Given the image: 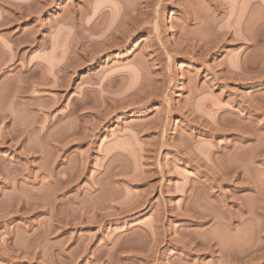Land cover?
Returning <instances> with one entry per match:
<instances>
[{"label":"rangeland","instance_id":"obj_1","mask_svg":"<svg viewBox=\"0 0 264 264\" xmlns=\"http://www.w3.org/2000/svg\"><path fill=\"white\" fill-rule=\"evenodd\" d=\"M118 2L0 0V264H264V0Z\"/></svg>","mask_w":264,"mask_h":264},{"label":"bare ground","instance_id":"obj_2","mask_svg":"<svg viewBox=\"0 0 264 264\" xmlns=\"http://www.w3.org/2000/svg\"><path fill=\"white\" fill-rule=\"evenodd\" d=\"M124 1H125V0H124ZM126 1H127V3H128V0H126ZM249 1L251 2V3H250V4H251L250 6H251V7H254V6H255V5H254V3H255L254 0H249ZM117 2H118V0H117ZM122 2H123V1H122ZM177 2H179V0H176V2H175L176 5H179V4H180V5L183 6V10L186 9V10L184 11L186 15L183 14V15L185 16V21H186V22H190V18H191V17H193V18H191V19H196V18H197V17H196V13H197V12H196V9H194V8L191 9V8L189 7V5H188V0H182V2H179V4H177ZM189 2H190V1H189ZM193 2H194V0H193ZM205 2H206V1H205ZM207 2H209L210 4L216 6V5L214 4V3H216V2L213 3V0H207ZM85 3H86V2H85ZM87 3H88V2H87ZM135 3H136V2H135ZM185 3H187L188 6H187ZM119 4H120V3L118 2V5H119ZM124 4H125V3H124ZM136 4H137V3H136ZM120 5H121V4H120ZM128 5H130V4H128ZM131 5H132V4H131ZM139 5H140V6H139L138 11L135 10L136 12L133 11V10H132V11H129L130 9H129L127 6H126V8L124 7V5H123V7L121 6L122 10H119V9H118V10L120 11L121 14L118 12L120 15H118L119 18L116 17V18H118L117 21H116V22H113V23H115L114 26L111 25V24H110V21H109L108 24H110L111 26H110V25H109V26L112 28V29H111V28L109 27V28H110V31H112L113 29H114L113 31H117V32H118V31H121V32H122L123 29H124V31H123L122 33L119 32V33H120V34L118 33L119 35H118L117 32H116V35H118L120 38H118V36H117V37L115 36V37H116V40L114 39L115 41H112V42H114V43H112L111 41L108 40V41L112 44V46H111V45L108 46V44H109V43H108V44H107L108 48H109V47H112V48L114 49V47L120 46V45L126 40V38H129V37H130V35H131L132 32H134V33L137 32L138 34L141 33V32H146V33H147V32H150V33H152L153 37H158V36H159V34H158V30H157V24H156V23H154L153 26H152L151 28L147 27L146 25H147V23H148V19L151 17V16H150V17L148 18V16L151 15L152 12H153L152 9H153V10L155 9V12H156L157 15H158L160 12L163 11V9H162V5H163V4H162V0H157V1H155V0H145V1H144V0H143V3H142V4H139ZM180 5H179V6H180ZM208 5H209V4H208ZM250 6H249V7H250ZM129 7H130V6H129ZM133 7H135V5H134ZM116 8H117V7H116ZM119 8H120V6H119ZM158 8H159V9H162V11L159 10ZM163 8H164V7H163ZM132 9H134V8H132ZM135 9H137V8L135 7ZM197 9H198V8H197ZM214 9H215V8H214ZM118 10H117V11H118ZM183 10H182V11H183ZM194 10H195V11H194ZM202 10H203V9H202ZM249 10H250V8H249ZM251 10H253V9L251 8ZM128 11H129V12H128ZM197 11H198V10H197ZM208 11H209V10H208ZM100 12H101V11H100ZM131 12H132V15L130 16V13H131ZM133 12H135V13H133ZM155 12H154V13H155ZM195 12H196V13H195ZM248 12H249V11H247L246 13H248ZM93 13H94V12H93ZM95 13H97V11H96ZM150 13H151V14H150ZM209 13H211V12H209ZM213 13H214V11H213ZM246 13H245L244 15H247ZM249 13H250V12H249ZM116 14H117V13H116ZM133 14H134V15H133ZM160 14H161V13H160ZM204 14H205V13H204ZM240 14H241V13H240ZM92 15H94V14H92ZM101 15H102V14H101ZM161 15H162V14H161ZM189 15H190L191 17H190ZM202 15H203V14H202ZM250 15H251V13L249 14V16H250ZM154 16H155V15H154ZM204 16L207 17V18L209 19V23H210L211 27H212V26L214 27L213 30L216 29V28H215V27H216V25H215L216 22H215V19H214V15L211 16V14H210V15H204ZM252 16H254V15H251V17H252ZM99 17H100V16H99ZM159 17H161V16L159 15ZM244 17H245V16H244ZM246 18H247V17H246ZM198 19H199V17H198ZM243 19H244V18H243ZM251 19H252V18H250V19H248V20H251ZM150 20H151V19H150ZM196 20H197V19H196ZM201 20H202V17H201ZM203 20H205V19H203ZM236 20H237V18H236ZM151 21H152V20H151ZM185 21H183V22H185ZM198 21H199V20H198ZM205 21H206V20H205ZM207 21H208V20H207ZM242 21H243V20H242ZM89 22H90V21H89ZM92 22H93V21H92ZM252 22H253V20H252ZM254 22H255V21H254ZM254 22H253V25L255 24ZM149 23H150V22H149ZM202 23H203V21H202ZM84 24H85V23H84ZM87 24H89V23H87ZM150 24H151V23H150ZM186 24H187V23H186ZM241 24H242V22L240 23V25H241ZM94 25H95V24H94ZM207 25H208V24H207ZM253 25H252V26H253ZM90 26H91V25H90ZM158 26H159V25H158ZM254 26H255V25H254ZM83 27H85V26H83ZM105 27H108V26H105ZM85 28L88 29V27H85ZM85 28H84V29H85ZM90 28L92 29V26H91ZM93 28H96V27L93 26ZM109 28H108V29H109ZM126 28H127V30H126ZM252 28H253V27H252ZM120 29H122V30H120ZM183 29H184V28H183ZM185 29H186V28H185ZM211 29H212V28H211ZM219 29H220V30H219ZM219 29H218V30L220 31V35L225 34V32L222 33V31H221L222 28H221V27H220ZM125 30H126V31H125ZM240 30H241V28H240ZM91 31H92V30H91ZM93 31H96V29L93 30ZM113 31H112L111 33H113ZM214 31H215V30H214ZM88 32H89V31H88ZM217 32H218V31H217ZM91 33H92V32H91ZM95 33H96V32H95ZM102 33H104V32H102ZM111 33H110V34H111ZM114 33H115V32H114ZM114 33H113V34H114ZM213 33H214V32H213ZM215 33H216V32H215ZM218 33H219V32H218ZM237 33H238V32H237ZM104 34H105V33H104ZM114 35H115V34H114ZM133 35H134V34H133ZM184 35H185V34H184ZM253 35H254V34L252 33V36H253ZM101 36H102V35H101ZM105 36H106V35H105ZM110 36H111V35H108L106 38L108 39V38H110ZM223 36H224V35H223ZM240 36H241V35H240ZM250 36H251V34H250ZM111 37L114 38L113 36H111ZM189 37H190V36H189ZM215 37H216V36H215ZM221 37H222V36H221ZM102 38H103L102 40L104 41V44H106L108 41L106 42V40H104V39H106V38H104V37H102ZM117 38H118L119 40H118ZM213 38H214V37H213ZM238 38H239V36H238V34H237V39H238ZM240 38H241V37H240ZM251 38H252V37H251ZM186 39H187V38H186ZM210 39H211V38H210ZM217 39H218V38H217ZM235 39H236V38H235ZM249 39H250V38H249ZM252 39H253V41L255 40L254 38H252ZM110 40H111V39H110ZM117 40H118V41H117ZM158 40H159V39H158ZM190 40H191V39H190ZM193 40H195V39L193 38ZM215 40H216V39H215ZM238 40H239V39H238ZM160 41H162V39H161ZM187 41H188L189 43H188ZM187 41H186L187 44L190 45L191 42H190L189 40H187ZM210 41H212V40H210ZM213 41H214V40H213ZM216 41H218V40H216ZM86 42L89 43L90 41H86ZM92 42H94V41H92ZM96 42H97V41H96ZM96 42H95V43H96ZM105 42H106V43H105ZM154 42H155V41H154ZM193 42H195L196 47H198L197 50H198V51H201V50H202V47H201L202 45L197 46V44H196V40L193 41ZM221 42H223V41H221ZM221 42L219 41L220 44H221ZM100 43H103V42L100 41ZM141 43H142V41L140 40V41L138 42V44H141ZM152 43H153V42H152ZM197 43H198V42H197ZM210 43H211V42H210ZM219 43H218V44H219ZM254 43H255V41H254ZM82 44H83V43H82ZM84 44H85V43H84ZM84 44H83V45H84ZM191 44H192V43H191ZM198 44H199V43H198ZM207 44H209V43H207ZM218 44H214L213 46H209V45H207L208 48H206V49H210V50H212V49H214V48H217V47L219 46ZM222 44H223V43H222ZM222 44H221V45H222ZM255 44H256V43H255ZM255 44H254V46H256ZM87 45H88V44H87ZM96 45H97V44H96ZM155 45H156V44H155ZM195 45H194V46H195ZM211 45H212V44H211ZM80 46H81V45H80ZM91 46H92V45H91ZM190 46H191V45H190ZM192 46H193V44H192ZM194 46H193V47H194ZM249 46H251V45H249ZM81 47H82V46H81ZM84 47H85V46H84ZM89 47H90V46H89ZM105 47H106V46H105ZM151 47H152V46H151ZM193 47H192V48H193ZM205 47H206V45H205ZM205 47H203V50H204V51L206 50V49H204ZM79 48H80V47H79ZM85 48H86V47H85ZM93 48L95 49V46H94ZM112 48H111V49H112ZM146 48H147V46H146ZM153 48H154V47H153ZM250 48H251V47H250ZM105 49H106V48H104V50H105ZM151 49H152V48H151ZM81 50L85 51L84 49H81ZM81 50H80V51H81ZM86 50H87V49H86ZM95 50H96V49H95ZM108 50H110V49H108ZM152 50H153V49H152ZM203 50H202V51H203ZM87 51H88V50H87ZM96 51H97V50H96ZM96 51H95V52H96ZM105 51H106V50H105ZM194 51H195V50H194ZM204 51H203V52H204ZM206 51H208V50H206ZM206 51H205V52H206ZM81 52H82V51H81ZM92 52H93V51H92ZM92 52H91L90 54L94 55ZM153 52H154V50H153ZM79 53H80V52H79ZM85 53H86V52H85ZM87 53H88V52H87ZM96 53H97V52H96ZM168 53H169V52H168ZM97 54H98V53H97ZM153 54H156V53H153ZM147 55H149V54H147ZM156 55H157V54H156ZM194 55H195V54H194ZM194 55H193V56H194ZM10 56H11V55H10ZM82 56H83V55H82ZM88 56H89V53H88ZM150 56H151V55H150ZM153 56H154V55H153ZM193 56H192V57H193ZM84 57H85V55H84ZM90 57H93V56L90 55ZM88 58H89V57H88ZM149 58H150V57H149ZM85 59L87 60L86 57H85ZM9 60H10V59H9ZM88 60H90V59H88ZM12 61H13V60H12ZM83 63H84V62H83ZM140 63H141V62H140ZM81 65H83V64L81 63ZM251 67H252V66H251ZM251 67H250V68H251ZM250 68H249V69H250ZM252 68H253V67H252ZM228 69H229V68H228ZM252 70H253V69H252ZM254 70L256 71V69H254ZM232 72H234V71H231V73H232ZM250 72H251V71H250ZM253 73H254V72H253ZM232 74H233V73H232ZM235 74H236V72H235ZM250 74H252V73H250ZM217 75H218V74H217ZM217 75H216V77H217ZM220 75H221V74H220ZM220 75H219V76H220ZM237 75H239V74H236V76H237ZM223 76H224V75H223ZM225 76H226V75H225ZM249 76H251V75H249ZM213 77H214V76H213ZM221 77H222V76H221ZM221 77H220V78H221ZM249 78H251V79L253 80L255 77L253 78V76H251V77H249ZM219 80H220V79H219ZM249 80H250V79H249ZM252 80H250V81H252ZM112 81H114V80H112ZM217 81H218V78H217ZM109 83H111V81H110ZM10 84H11V83H10ZM112 84H113V83H112ZM10 86H11V85H10ZM12 86H13V85H12ZM150 89H151V88H150ZM150 89H149V91H150ZM155 90H156V89H155ZM155 90H153V88H152V91H155ZM136 91H137V90H136ZM145 91H146V90H145ZM147 91H148V90H147ZM160 91H161V90H160ZM137 92H138V91H137ZM157 92H159V91H157ZM157 92L155 91V95H156ZM150 93H151V91H150ZM145 94H146V93H145ZM153 94H154V93H153ZM147 95H148V94H147ZM157 95H159V94H157ZM157 95H156V96H157ZM148 96H149V95H148ZM153 96H154V95H153ZM156 96H155V97H156ZM140 97H141V96H140ZM150 98H151V97H150ZM132 99H133V98H132ZM146 99H147V98H146ZM134 101H135V98H134ZM142 101H143V100H142ZM0 115H1V114H0ZM0 119H1V117H0ZM11 120H12V118H11ZM211 128H212V127H211ZM214 131H215V129H214ZM216 131H218V130H216ZM195 215H196V214H195ZM197 215H198V214H197ZM197 215H196V216H197ZM159 216H160V215H159ZM191 216H193V215H191ZM199 217H200V216H199ZM199 217H198V218H199ZM193 218L196 219L195 216H194ZM200 219H201V218H200ZM202 219H203V218H202ZM154 230H155V229H154ZM153 232H154V231H153ZM154 233H155V232H154ZM155 234H157V233H155ZM155 234H154V235H155ZM157 236H158V235H157ZM157 236H156V237H157ZM152 237H153V239H157V238H155L153 235H152ZM151 239H152V238H151ZM153 239H152V240H153ZM158 240H159V239H157L156 241H158ZM152 242H153V241H152ZM153 246H154V245H153ZM250 248H251V247H250ZM253 248H254V247H253ZM248 249H249V248H248ZM237 253H239V252H237ZM245 253H247V251H245ZM255 253H256V250H255V249L250 250V252L248 251V254H247V255H244V254L241 252L240 254H241V255L243 254V255H242L243 257H240V256H239L240 260H239V261L237 260V262L240 263V261H241L242 259L245 258L247 264H248V263H252V260H253V259L255 258V256H256V255H254ZM240 254H239V255H240ZM234 257H236V255H235ZM237 257H238V256H237ZM246 257H249L250 259L247 260ZM239 258H236V259H239ZM241 258H242V259H241ZM154 259H155V258H154ZM245 259L242 260V261L245 262ZM257 259H259V258H257ZM158 260H159V259H158ZM242 261H241V262H242ZM248 261H249V262H248ZM255 261H256V260H255ZM256 262H257V261H256ZM253 263H254V261H253Z\"/></svg>","mask_w":264,"mask_h":264}]
</instances>
